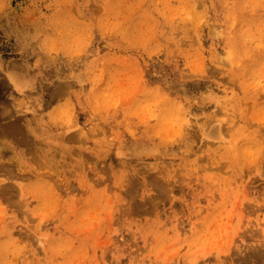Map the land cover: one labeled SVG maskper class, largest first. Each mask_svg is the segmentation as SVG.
I'll use <instances>...</instances> for the list:
<instances>
[{
  "label": "rangeland",
  "instance_id": "374dc122",
  "mask_svg": "<svg viewBox=\"0 0 264 264\" xmlns=\"http://www.w3.org/2000/svg\"><path fill=\"white\" fill-rule=\"evenodd\" d=\"M0 118V264H264V0H0Z\"/></svg>",
  "mask_w": 264,
  "mask_h": 264
},
{
  "label": "bare ground",
  "instance_id": "6f19581e",
  "mask_svg": "<svg viewBox=\"0 0 264 264\" xmlns=\"http://www.w3.org/2000/svg\"><path fill=\"white\" fill-rule=\"evenodd\" d=\"M3 116V115H2ZM2 118V117H1ZM0 118V120H1ZM10 122V121H8ZM12 123V124H11ZM9 123L7 126H3L2 128H0V135L2 134H9V135H14L16 134V132H19L20 129H22L21 125H19V121L17 122H12ZM5 124V123H4ZM23 133V132H22ZM21 134V133H20ZM21 136V135H20ZM19 137V136H18ZM23 139V138H22ZM21 139V140H22ZM20 140V139H19ZM24 141V139H23ZM25 143V142H24Z\"/></svg>",
  "mask_w": 264,
  "mask_h": 264
}]
</instances>
